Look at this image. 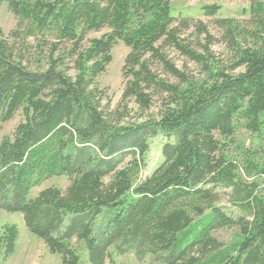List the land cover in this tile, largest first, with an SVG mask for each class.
<instances>
[{"label":"trees","instance_id":"1","mask_svg":"<svg viewBox=\"0 0 264 264\" xmlns=\"http://www.w3.org/2000/svg\"><path fill=\"white\" fill-rule=\"evenodd\" d=\"M4 2L18 27L9 37L0 28V133L17 112L24 120L0 143V211L21 213L63 264H81L74 242L89 264H113L112 251L150 264H264V163L256 152L242 163L229 156L240 128L264 139V0H251L244 20L216 18L217 34L172 16L171 0ZM220 10L206 6L205 16ZM40 37L50 49L42 71L25 57ZM118 42L130 52L111 109L97 80ZM156 136L167 139L164 160L142 180ZM62 176L65 190L31 196ZM224 196L236 212L220 205ZM224 229H236L229 243L216 236ZM17 238L15 226L3 228L0 264Z\"/></svg>","mask_w":264,"mask_h":264},{"label":"rangeland","instance_id":"2","mask_svg":"<svg viewBox=\"0 0 264 264\" xmlns=\"http://www.w3.org/2000/svg\"><path fill=\"white\" fill-rule=\"evenodd\" d=\"M216 5L221 8L215 17L205 16L204 8L206 6ZM251 0H171L172 16L176 18H191L194 22L202 21L207 24L214 34L217 31L214 27V21L216 18H236L244 20L249 18L248 12L250 9ZM246 11V12H245ZM18 27V21L14 14L10 11L8 3H2L0 7V28L6 37H9ZM108 29H104L100 32H90L86 40L83 43V48L88 47V43L93 38H100L104 34L108 33ZM191 33V32H190ZM39 42L42 41L41 37L38 39L30 38L29 43L33 48L25 50V57L28 66L32 70L42 71L44 70L43 60L44 56L49 53V45L43 47L39 46ZM42 42H40L41 44ZM46 43V42H45ZM20 47V46H19ZM66 47V46H65ZM218 56H226L223 52L220 44L215 46ZM130 50L125 46L123 42H118L112 50V62L107 67L106 72L102 74L97 82L101 89L107 90L110 100V108L115 109L119 105L123 90H124V78L123 71L127 55ZM173 61L180 67L187 64L190 70H194L193 64L187 62L184 58L179 56L173 51L168 52ZM44 61V60H43ZM67 63H70L67 61ZM68 73L71 76L76 75V71L73 68V64H69ZM130 108L135 109V104L131 103ZM156 107V106H155ZM155 115L157 109L153 108L149 114ZM24 120L22 111L17 112L12 120L3 125V129L0 133V143L5 137H11L15 131V128ZM167 142L162 136H156L150 140L149 153L147 156V166L140 174V178L143 180L150 176L155 169L163 162L162 149L163 145ZM246 151L256 152L259 157V163H264V139H258L257 135H252L247 130L240 128L235 137L234 143L231 144L230 154L233 160L242 163L247 157ZM245 153V154H243ZM241 155H243L241 157ZM108 181V179H106ZM249 182L253 179L249 178ZM259 182L258 190H264V178L258 177ZM69 185V181L65 176L54 177L43 183L42 186L35 188L31 192L32 197H36L40 191L49 188L57 187L65 190ZM220 202L221 206H225L228 211H237V208L228 203L227 196L222 197ZM5 226H15L18 230V238L15 245L14 253L1 264H63L62 257L59 254H52L45 244V242L38 236L32 234L26 227L23 215L21 213H8L0 211V233ZM236 229L231 230H219L216 236L224 243H229L234 236ZM74 246L80 254L81 264H89V253L82 243L74 242ZM113 248H111V251ZM113 264H150L149 257L143 262H138L133 253L125 255H118L114 251L111 254ZM107 264H112L110 261Z\"/></svg>","mask_w":264,"mask_h":264}]
</instances>
